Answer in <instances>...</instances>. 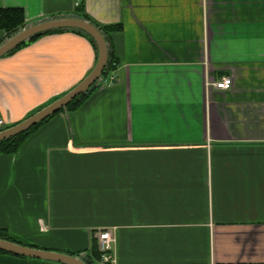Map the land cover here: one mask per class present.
<instances>
[{
	"label": "crops",
	"instance_id": "crops-1",
	"mask_svg": "<svg viewBox=\"0 0 264 264\" xmlns=\"http://www.w3.org/2000/svg\"><path fill=\"white\" fill-rule=\"evenodd\" d=\"M82 3L92 23L116 27L117 81L0 153V229L87 263L109 230L116 264H264V0H0V9H20L27 27L79 17ZM12 36L0 28V44ZM97 58L73 29L1 57L5 127L73 89ZM224 76L231 88L217 89ZM0 264L64 263L0 252Z\"/></svg>",
	"mask_w": 264,
	"mask_h": 264
},
{
	"label": "water",
	"instance_id": "water-1",
	"mask_svg": "<svg viewBox=\"0 0 264 264\" xmlns=\"http://www.w3.org/2000/svg\"><path fill=\"white\" fill-rule=\"evenodd\" d=\"M55 29H79L88 33L93 38L98 49L96 65L94 69L69 92L38 110L25 120L0 130V141L16 137L30 130L33 126L53 116L61 109L66 110L68 113L67 105L71 101L87 93L94 86L99 85L104 78V72L108 66L109 60L108 41L98 26L80 17L55 18L21 29L0 44V58L13 51L24 42L31 40L35 35L44 34ZM0 250L25 257L55 261L64 264H88L80 255L40 249L2 238H0Z\"/></svg>",
	"mask_w": 264,
	"mask_h": 264
},
{
	"label": "trees",
	"instance_id": "trees-1",
	"mask_svg": "<svg viewBox=\"0 0 264 264\" xmlns=\"http://www.w3.org/2000/svg\"><path fill=\"white\" fill-rule=\"evenodd\" d=\"M77 10H78L77 14H78V16L80 18L87 19V20L91 21L90 17L87 15V13L85 11L83 3L78 7ZM94 24L101 29V31L106 36L107 41L110 42V37L109 36H110L111 31L114 28H116L115 25H99L97 23H94ZM24 27H25L24 15H23V12L20 9H10V10L9 9H0V28L7 30L8 34L10 36L16 34L17 32H19ZM57 30H63V29H55V30H52V31H49V32H53V31H57ZM73 30L78 31L80 33H83L87 37H89L90 40L93 42L95 48H96V53L98 54V49H97V47L95 45V42H94L93 38L88 33L84 32L82 30H79V29H73ZM49 32H47V33H49ZM41 35H43V34L35 35L32 39H35V38H37V37H39ZM116 62L117 61L114 58L112 51L109 49L108 66H107V68H106V70L104 72V76L108 75L109 71L111 69L115 68ZM99 86H100V84L97 85V86H94L87 93H84V94L78 96L77 98H75L73 101H71L67 105L68 112L72 113V112L76 111L78 108H80L81 105L88 98V96L95 89H97ZM63 110L64 109H61L57 113H59L60 111H63ZM57 113H55V114H57ZM51 117L45 119L44 121H42V122L38 123L37 125L33 126L30 130H28V131H26V132H24V133H22V134H20V135H18L16 137H12L10 139L0 141V153H7V154L16 153L20 149V147H21L23 141L25 140V138L31 132L35 131L41 124H43L46 121H48ZM0 238L7 239V240H10V241H14V242H18V243H21V244H24V245L32 246L31 244L22 241L21 239H19L15 235L10 234L9 232H7L4 229H0ZM0 252H6V251L0 250ZM91 255L92 256H90V258L88 259V263H90V264H99L98 261H100L101 253H100V251L98 249V246H97L96 242L93 244V249H92Z\"/></svg>",
	"mask_w": 264,
	"mask_h": 264
},
{
	"label": "built area",
	"instance_id": "built-area-1",
	"mask_svg": "<svg viewBox=\"0 0 264 264\" xmlns=\"http://www.w3.org/2000/svg\"><path fill=\"white\" fill-rule=\"evenodd\" d=\"M79 4V2H77ZM117 81V76L114 72L109 71V74L104 76L101 82L106 84H113ZM233 84V79L230 76H224L220 80L213 83L217 89L226 90L230 89ZM6 121L0 117V130L5 127ZM98 247L101 253L99 264H116L113 255V241L114 237L109 230L99 231L98 235Z\"/></svg>",
	"mask_w": 264,
	"mask_h": 264
},
{
	"label": "rangeland",
	"instance_id": "rangeland-1",
	"mask_svg": "<svg viewBox=\"0 0 264 264\" xmlns=\"http://www.w3.org/2000/svg\"><path fill=\"white\" fill-rule=\"evenodd\" d=\"M5 128H6V127H3L2 129H5ZM2 129H1V130H2ZM97 246H98V242H97ZM98 249H99V247H98Z\"/></svg>",
	"mask_w": 264,
	"mask_h": 264
}]
</instances>
